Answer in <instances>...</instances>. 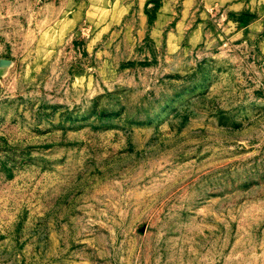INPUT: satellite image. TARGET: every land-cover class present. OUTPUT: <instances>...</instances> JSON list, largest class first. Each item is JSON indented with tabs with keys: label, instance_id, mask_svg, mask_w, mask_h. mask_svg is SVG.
Wrapping results in <instances>:
<instances>
[{
	"label": "rangeland",
	"instance_id": "obj_1",
	"mask_svg": "<svg viewBox=\"0 0 264 264\" xmlns=\"http://www.w3.org/2000/svg\"><path fill=\"white\" fill-rule=\"evenodd\" d=\"M138 3L0 0V264H264V31Z\"/></svg>",
	"mask_w": 264,
	"mask_h": 264
},
{
	"label": "crops",
	"instance_id": "obj_2",
	"mask_svg": "<svg viewBox=\"0 0 264 264\" xmlns=\"http://www.w3.org/2000/svg\"><path fill=\"white\" fill-rule=\"evenodd\" d=\"M151 0H139L138 5L143 9L147 6H152ZM161 1V15L162 9L166 6L172 7L171 0ZM150 2V3H149ZM205 11L216 15L215 12L223 10L224 18L228 22H234L235 31L233 35H237L238 38H245L244 42L248 44L249 40H254L257 36L264 31V0H204ZM136 4V3H135ZM135 4L130 5L133 7ZM161 16V22H163ZM164 22H171V19H164ZM264 45V41L262 43Z\"/></svg>",
	"mask_w": 264,
	"mask_h": 264
},
{
	"label": "trees",
	"instance_id": "obj_3",
	"mask_svg": "<svg viewBox=\"0 0 264 264\" xmlns=\"http://www.w3.org/2000/svg\"><path fill=\"white\" fill-rule=\"evenodd\" d=\"M150 2L153 3L155 11L160 7V2H161L160 0H151ZM146 7L148 8V4Z\"/></svg>",
	"mask_w": 264,
	"mask_h": 264
}]
</instances>
